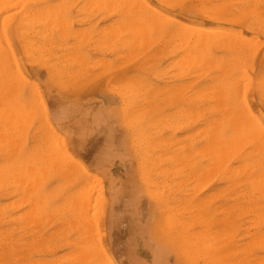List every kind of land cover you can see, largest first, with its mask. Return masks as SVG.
<instances>
[{
    "label": "rangeland",
    "instance_id": "rangeland-1",
    "mask_svg": "<svg viewBox=\"0 0 264 264\" xmlns=\"http://www.w3.org/2000/svg\"><path fill=\"white\" fill-rule=\"evenodd\" d=\"M3 1L0 264H264V0Z\"/></svg>",
    "mask_w": 264,
    "mask_h": 264
},
{
    "label": "bare ground",
    "instance_id": "bare-ground-1",
    "mask_svg": "<svg viewBox=\"0 0 264 264\" xmlns=\"http://www.w3.org/2000/svg\"><path fill=\"white\" fill-rule=\"evenodd\" d=\"M10 1H11V0H10ZM10 1H9V3H10ZM22 1H25V0H22ZM86 1H87V0H86ZM95 1H96V0H95ZM102 1H103V0H102ZM105 1H106V0H105ZM112 1H116V0H112ZM121 1H122V0H121ZM125 1H126V0H125ZM125 1H124V2H125ZM127 1H128V4H130V5H132V4H131L132 2H134V4H135V2H136V0H135V1H133V0H132V1L127 0ZM137 1H138L139 3H141L139 0H137ZM166 1L168 2V0H166ZM221 1H222V0H221ZM3 2H6V1L4 0ZM11 2H13V1H11ZM25 2H26V1H25ZM91 2H92V1H91ZM93 2H94V1H93ZM93 2H92V3H93ZM98 2H99V1H98ZM100 2H101V1H100ZM107 2H110V0L107 1ZM117 2H118V0L116 1V3H117ZM119 2H120V1H119ZM129 2H130V3H129ZM138 2H136V3L139 4ZM143 2H144V0H143ZM1 3H2V2H1ZM6 3H7V2H6ZM9 3H7V4H9ZM50 3H51V2H50ZM113 3H115V2H113ZM122 3H123V2H122ZM125 3H126V5H127V2H125ZM146 3H147V2H146ZM146 3H145V4H146ZM3 4H4V3H3ZM88 4H89V3H88ZM93 4H94V3H93ZM105 4H106V3H105ZM107 4H108V3H107ZM111 4H112V3H111ZM111 4H110V5H111ZM117 4H118V5H116V6H119V8H121V7L124 6L123 4H121V2H120L121 7H120L119 3H117ZM134 4H133L132 7L134 8V6H135V9H136L137 4H135V5H134ZM242 4H243V3H242ZM5 5H6V4H5ZM10 5H11V4H10ZM96 5H97V3H96ZM96 5H95V6H96ZM112 5H114V4H112ZM122 5H123V6H122ZM126 5H125V6H126ZM147 5H148V4H147ZM222 5H223V4H222ZM87 6H88V5H86L85 9L87 8ZM98 6H99V5H98ZM108 6H109V4L107 5V7H108ZM142 6H143V8H144V5H142ZM215 6H216V5H215ZM9 7H10V6H9ZM128 7L131 9V10H129V11H131L130 14H132V12H134L135 10H133V8L130 7L129 5H127V6L125 7L126 10H125L124 8H122V9H124V10H125L124 12H126ZM138 7H140V6H138ZM149 7H151V5H150ZM50 8H51V7H50ZM54 8H55V7H54ZM90 8H91V7H90ZM90 8H89V9H90ZM92 8H93V7H92ZM101 8H103V7H101ZM104 8H105V7H104ZM108 8H109V7H108ZM110 8H111V7H110ZM113 8H114V7H113ZM140 8H141V7H140ZM146 8H147V7H146ZM151 8H152V7H151ZM153 8H154V7H153ZM213 8H214V7H213ZM215 8H216V7H215ZM3 9H4V8H3ZM5 9H6V8H5ZM9 9H10V8H9ZM18 9H19V8H18ZM27 9H28V8H27ZM45 9H46V8H45ZM117 9H118V8H117ZM24 10H25V9H24ZM53 10H54V9H53ZM105 10H106V9H105ZM119 10H120V9H119ZM119 10H118V12H119ZM136 10H137V9H136ZM138 10H139V8H138ZM142 10H143V12H145L144 9H142ZM142 10H141V11H142ZM145 10H146V9H145ZM154 10H155V9H154ZM213 10H214V9H213ZM25 11H26V10H25ZM31 11H32V10H31ZM43 11H45V10H43ZM43 11H42V12H43ZM121 11H122V10H121ZM121 11H120L119 13H121ZM129 11H127V12L129 13ZM4 12H6V11H4ZM110 12H113V11H110ZM1 13H2V12H1ZM107 13H108V12H107ZM134 13L139 14V13H137L136 11H135ZM5 14H6V13H5ZM136 14H135V16H136ZM161 14H162V13H161ZM211 14H212V13H211ZM213 14H214V13H213ZM123 15H124V14H123ZM125 15H126V14H125ZM141 15H143V14H141ZM216 15H217V14H216ZM28 16H29V15H28ZM46 16H47V15H46ZM138 16H139V15H138ZM6 17H7V16H6ZM124 17H125V16H124ZM133 17H134V14H133ZM133 17H132V18H133ZM144 17H145V16H144ZM149 17L151 18V16H149ZM160 17H161V16H159V18H160ZM7 18H8V17H7ZM39 18H40V17H39ZM127 18H128V17H127ZM139 18H140L141 20L143 19V18H141V17H139ZM147 18H148V17H147ZM150 18H148V19L150 20ZM156 18H157V16L155 15L154 19H156ZM35 19H36V18H35ZM43 19H44V17H43ZM152 19H153V16H152L151 20H152ZM157 19H158V18H157ZM164 19H165V18H164ZM166 19H168V18H166ZM26 20H27V19H26ZM130 20H131V19H130ZM134 20H135V18H134ZM134 20H133V22H134ZM137 20H138V19L136 18V22H135V24H133V25H136V23L138 22ZM141 20H140V21H141ZM145 20H146V17H145ZM149 20H148V22H149ZM151 20H150V21H151ZM169 20H170V19H169ZM24 21H25V20H24ZM124 21H125V20H124ZM153 21H154V20H153ZM153 21H151V23H152ZM159 21H160V20H157L156 22L154 21V22L156 23V25L154 26L155 29H156V27L158 26V25H157V22H159ZM162 21H163V18H162ZM227 21H228V20H227ZM131 22H132V21H131ZM143 22H144V21H142V23H143ZM24 23H25V22H24ZM29 23H30V22H29ZM125 23H129V22H125ZM125 23H124V24H125ZM140 23H141V22H140ZM161 23H162V22H161ZM141 25H142V26H145V27L147 26V29H148V31H147V29H146L147 32H150V31H151V29L148 28V27H149V26H148L149 24H148V25L141 24ZM142 26H140V27H141V29L144 30L145 27H142ZM127 27H129V25H128ZM138 27H139V25H138V26L136 25V26H134V27H132V28H134V29L137 28L136 30L139 31L140 28H138ZM154 27H153V28H154ZM192 28H193V27H192ZM0 29H1V28H0ZM122 29H123V28H122ZM141 29H140V30H141ZM149 29H150V31H149ZM158 29H159V27H158ZM181 29H182V28H181ZM185 29H186V28H185ZM188 29H190V28H188ZM196 29H197V28H196ZM200 29H201V28H200ZM66 30H67V29H66ZM109 30H110V29H109ZM124 30H125V29H124ZM126 30H127V29H126ZM201 30H203V29H201ZM201 30H200V31H201ZM204 30H205V29H204ZM134 31H135V30H134ZM152 31H153V30H152ZM157 31H158V30H157ZM178 31H179V30H178ZM205 31H206V30H205ZM215 31H216V30H215ZM219 31H220V30H219ZM117 32H118V31H117ZM129 32H130V30H129V28H128V34H129ZM132 32H133V31H132ZM132 32H131V33H132ZM140 32H141V31H140ZM154 32H155V31H154ZM195 32H196V31H195ZM210 32H211V31H210ZM210 32H209V34H210ZM119 33H120V32H119ZM137 33H138V32L135 31V34H134V33H133V34L136 35ZM192 33H193V32H192ZM203 33H205V32H203ZM203 33H200V35L203 34ZM217 33L219 34V32H217ZM223 33H224V31H223ZM225 33H226V32H225ZM3 34H4V33H3ZM23 34H24V33H23ZM150 34H151V33H150ZM158 34H159V33H158ZM181 34H182V33H181ZM195 34H196V33H194L193 35L195 36ZM197 34H198V33H197ZM228 34H229V33H228ZM235 34H236V33H235ZM138 35H139V34H137L135 38H137ZM140 35H143V36H144V33H143V34H140ZM140 35H139V36H140ZM188 35H189V34H188ZM188 35H187V36H188ZM190 35H191V34H190ZM193 35H192L191 37H193ZM200 35H198V37H199ZM206 35H207V34L205 33V36H202V35H201V37H199L200 39H203L204 41L206 40V42L204 43L205 46H207V45H206L207 41H209L208 43L210 44V42H212V40H213V42H216L217 39H218V40H221V39L217 38L219 35H218V36H215V35L211 34V35H213V36L215 37L216 40L213 38V36H209V35H207V37H206ZM237 35H238V34H237ZM130 36H131V35H128V37H130ZM143 36H142V37H143ZM145 36H146V35H145ZM182 36H184V34H183ZM185 36H186V35H185ZM185 36H184V38H185ZM187 36H186V37H187ZM1 37H2V35H1ZM25 37H26V36H25ZM163 37H164V36H163ZM198 37L196 36L195 40H196ZM203 37H204V38H203ZM231 37H233V36L230 35V38H231ZM238 37H240V35H239ZM110 38H111V36H110ZM133 38H134V36H133ZM138 38L141 39V37H138ZM138 38H137V39H138ZM145 38H146V37H145ZM145 38H144V40H145ZM155 38H156V37H155ZM180 38H181V37H180ZM184 38H183V39H184ZM207 38H208V39H207ZM211 38H212V39H211ZM220 38H221V37H220ZM130 39H132V38H130ZM186 39L188 40V38H186ZM209 39H211V41H210ZM231 39H232V38H231ZM231 39H228V40H231ZM236 39H237V38H236ZM243 39H244V38H243ZM132 40H133V39H132ZM166 40H167V39H166ZM174 40H175V38H174ZM179 40H180V39L178 38V41H179ZM187 40H186V41L183 40V41L187 42ZM195 40L192 39V41H195ZM198 40H199V39H198ZM218 40H217V41H218ZM238 40H239V39H238ZM240 40H242V39L240 38ZM247 40H248V39H247ZM126 41H127V39H126ZM133 41H134V40H133ZM133 41L131 42V44L134 43ZM192 41H191V42H192ZM199 41H200V40H199ZM204 41H200V42H197V43L200 44L201 42H204ZM235 41H237V40H235ZM243 41H244V40H243ZM0 42H1V40H0ZM145 42H147V39H146ZM173 42H174V41H173ZM223 42H224V41H223ZM229 42H230V41H229ZM245 42H246V41H245ZM24 43H25V42H24ZM143 43H144V41H143ZM143 43H141V44H143ZM178 43H179V42H178ZM197 43H196V44H197ZM218 43H219V42H218ZM234 43H235V42H234ZM246 43H247V42H246ZM263 43H264V41H263ZM126 44H128V43H126ZM131 44H130V45H131ZM232 44H233V43H232ZM174 45L176 46L177 44L174 43ZM178 45H179V44H178ZM178 45H177V46H178ZM184 45H185V44H184ZM184 45H183V46H184ZM186 45H187V44H186ZM190 45H192V43H190ZM190 45H189V46H190ZM193 45H194V44H193ZM200 45H202V44H200ZM200 45L197 44L198 47H199ZM237 45H238V44H237ZM237 45L235 46L236 48H237ZM136 46H137V45H136ZM223 46H225V45H223ZM232 46H233V45H232ZM246 46H247V45H246ZM246 46H245V47H246ZM253 46H255V45H253ZM181 47H182V46L180 45V49H182ZM190 47H191V46H190ZM198 47H197V48H198ZM228 47H229V46H228ZM233 47H234V46H233ZM248 47H249V46H248ZM175 48L178 49L179 46H178V47H175ZM187 48H188V46H187ZM199 48H200V47H199ZM202 48H203V47H202ZM223 48H224V47H223ZM127 49H128V48H127ZM180 49H179V50H180ZM240 49H241V48H240ZM242 49H243V48H242ZM3 50H4V49H3ZM184 50H185V52H186V50H187L186 47H185V49H183V51H184ZM201 50H202V49H201ZM228 50H229V48H228ZM1 51H2V50H1ZM176 51H178V50H176ZM183 51H182V52H183ZM190 51H191V50H190ZM197 51H198V50H197ZM247 51H248V50H247ZM198 52H199V51H198ZM198 52H197V53H198ZM1 53H4V51H2ZM188 53L190 54V52H188ZM194 53H195V52H194ZM197 53H196V55H197ZM199 53H200V52H199ZM11 55H12V54H11ZM191 55H192V54H191ZM191 55H190V56H191ZM201 55H202V54H201ZM184 56H185V54L183 55V57H184ZM202 56H203V55H202ZM195 57H196V56H195ZM185 58H187V57H185ZM192 58H193V57H192ZM198 58H199V57H198ZM181 59H182V57H181ZM183 59H184V58H183ZM183 59H182V60H183ZM193 59H194V58H193ZM196 59H197V57H196ZM200 59H201V58H200ZM0 60H1V59H0ZM188 60H189V59H188ZM197 60H198V59H197ZM189 61L191 62V60H189ZM201 61H202V60H201ZM178 62H179V59H178ZM182 62L184 63V61H182ZM192 62H193V60H192ZM192 62H191V64H192ZM203 62H204V60H203ZM207 63H209V62L207 61ZM211 63H212V62H211ZM175 64H176V66H177V63H175ZM187 64H188V63H187ZM191 64H190V65H191ZM193 64H194V62H193ZM197 64H198V63H197ZM209 64H210V63H209ZM179 65L181 66V64H179ZM195 65H196V64H195ZM195 65H194V66H195ZM196 66H197V65H196ZM201 66H202V65H201ZM201 66H200V67H201ZM0 67H1V66H0ZM3 67H4V65H3ZM5 67H6V66H5ZM5 67L3 68L4 70H5ZM183 67H184V66H183ZM185 67H186V66H185ZM185 67H184V68H185ZM202 67H203V66H202ZM208 67H209V66H208ZM1 68H2V67H1ZM6 68H7V67H6ZM175 68H176V67H175ZM181 68H182V66H181ZM190 68H191V67H190ZM194 68H196V67H194ZM211 68H212V67H211ZM211 68H210V69H211ZM182 69H183V68H182ZM182 69H181V71H182ZM183 70H184V69H183ZM193 70H194V69H193ZM221 70H222V69H221ZM15 71H16V70H15ZM178 71H179V70H178ZM184 71H186V70H184ZM187 71H188V70H187ZM189 71H190V70H189ZM196 71H197V70H196ZM176 73H178V72L176 71ZM183 73H184V72H183ZM188 73H189V72H188ZM191 73H192V72H191ZM195 74H196V73H195ZM195 74H194V75H195ZM2 75H3V74H2ZM12 75H13V74H12ZM181 75H182V74H181ZM187 76H188V75H187ZM192 76H193V75H192ZM197 76H198V75H197ZM0 78H1V77H0ZM194 78H195V77H194ZM199 78H201V77H199ZM190 81H191V80H190ZM1 83H2V82H1ZM3 83H4V82H3ZM213 87H214V86H213ZM184 88H186V87H184ZM193 90H194V89H193ZM193 90H192V91H193ZM201 91L203 92V90H201ZM205 92H207V91H205ZM214 92H215V91H214ZM3 93H4V92H3ZM206 94H207V93H206ZM170 95H171V94H170ZM196 96H197V95H196ZM200 96H201V94H200ZM202 97H203V96H202ZM202 97H201V98H202ZM190 98H191V97H190ZM192 98H193V97H192ZM192 98L189 99V100H192ZM241 98H242V97H241ZM199 99H200V98H199ZM213 99H214V98H213ZM169 100H170V99H169ZM242 101H244V100H242ZM185 102H186V101H185ZM243 103H244V102H243ZM213 104H214V103H213ZM214 106H215V105H214ZM186 112H187V111H186ZM2 113H3V112H2ZM183 113H184V112H183ZM5 114H6V113H5ZM5 114H3V115L5 116ZM184 114H185V113H184ZM16 115H17V114H16ZM4 116H3V118H4ZM12 116H13V115H12ZM1 117H2V115H1ZM5 117H6V116H5ZM18 117H19V116H18ZM1 120H2V119H1ZM7 120H8V119H7ZM9 122H10V121H9ZM5 123H6V122H5ZM11 123H12V122H11ZM16 123H17V122H16ZM184 123H185V122H184ZM236 123H237V122H236ZM244 125H245V123H244ZM248 125H249V124H248ZM14 126H15V125H14ZM171 127L173 128V126H171ZM208 127H209V126H208ZM243 127H244V126H243ZM11 129H12V128H11ZM205 129H206V128H205ZM200 130H201V129H200ZM140 131H141V130H140ZM198 132H201V131H198ZM214 132H215V131H214ZM206 133H207V132H206ZM206 133H205V134H206ZM207 135H210V134H207ZM190 136H191V135H190ZM211 136H212V135H211ZM236 136H237V135H236ZM20 137H21V136H20ZM186 137H187V136H186ZM211 138H212V137H211ZM209 139H210V138H209ZM207 141H208V140H207ZM211 141H213V140L211 139ZM208 144H210V143H208ZM213 144H214V143H213ZM210 145H211V144H210ZM217 145H218V143H217ZM204 146H205V144H204ZM204 146H203V147H204ZM219 146H220V145H219ZM222 146H223V143L221 144V147H222ZM184 147H185V146H184ZM209 147H210V146H209ZM211 147H212V146H211ZM214 147H215V146H214ZM216 147H217V146H216ZM221 147H220V149H221ZM223 147L225 148V146H223ZM205 148H206V147H205ZM8 149H9V148H8ZM14 149H15V148H14ZM183 149H184V148H183ZM197 149H198V148H197ZM214 149H215V148H214ZM188 150H189V149H188ZM196 151H197V150H196ZM201 151L206 152V151H204V150H202V149H201ZM35 152H36V151H35ZM219 152H220V151H219ZM225 152H226V150H225ZM36 153H37V152H36ZM59 153H60V152H59ZM198 153H200V152H198ZM213 153H214V152H213ZM213 153H212V154H213ZM222 153H223L222 155H224V152H222ZM229 153H230V152H229ZM37 154H39V153H37ZM60 154H61V153H60ZM200 154H202V153H200ZM215 154H216V152H215ZM215 154L211 155V157L214 156ZM219 154H220V153H219ZM225 154H226V153H225ZM31 155H32V154H31ZM217 155H218V154H217ZM33 156H34V154H33ZM57 156H58V154H57ZM59 156H60V155H59ZM177 156H178V155H177ZM188 156H190V155H188ZM202 156H203V155H202ZM219 156H220V160H218V162H220L221 159H222V158H221V155H219ZM226 156H227V154H226ZM29 157H30V156H29ZM36 157H37V156H36ZM43 157H44V156H43ZM54 157H55V156H54ZM186 157H187V155H186ZM222 157H223V156H222ZM231 157H232V155H231ZM23 158H24V157H23ZM45 158H46V157H45ZM61 158H62V157H61ZM165 158L167 159L168 157H165ZM172 158H173V157H172ZM172 158H170V160H171ZM205 158H206V157H205ZM41 159H42V158H41ZM57 159L59 160V158H57ZM168 159H169V158H168ZM185 159H186V158H185ZM187 159H188V158H187ZM223 159H224V157H223ZM223 159H222V160H223ZM226 159H227V157H226ZM25 160H26V159H25ZM27 160H28V159H27ZM35 160H36V159H35ZM52 160H53V159H52ZM216 160H217V159H216ZM42 161H44V160H42ZM45 161H46V160H45ZM60 161H61V160H60ZM60 161H59V163H60ZM192 161H193V160H192ZM224 161H225V160H224ZM31 162H32V161H31ZM36 162H38V160H36ZM55 162H57V161H54V164H53V165L56 166L57 163H55ZM211 162H212V161H211ZM33 163H34V161H33ZM52 163H53V162H52ZM59 163H58V164H59ZM207 163H208V162H207ZM215 163H217V162H215ZM220 163H221V162H220ZM45 164H46V163H45ZM47 164H48V163H47ZM60 164H61V163H60ZM43 165H44V162H43ZM208 165H209V164H208ZM212 165H213V164H212ZM187 166H188V164H187ZM196 166H197V165H196ZM206 166H207V165H206ZM44 167H45V166H44ZM56 167H57V166H56ZM58 167L60 168V167H62V166L58 165ZM185 167H186V166H185ZM189 167H190V166H189ZM26 168L28 169V167H26ZM26 168H25V169H26ZM211 168H212V167H211ZM2 169H3V168H2ZM10 169H11V168H10ZM36 169H38V168H36ZM36 169H35V170H36ZM39 169H41V167H40ZM39 169H38V170H39ZM42 169H43V168H42ZM8 171H9V170H8ZM19 171H20V170H19ZM19 171H18V172H19ZM28 171H30V169H28ZM162 171H164V170H162ZM207 171H208V168H207ZM236 171H237V170H236ZM14 172H16V171H14ZM18 172H17V173H18ZM23 172H24V171H23ZM23 172H22V173H23ZM30 172H31V171H30ZM37 172H38V171H37ZM37 172H35V173H37ZM165 172H166V171H165ZM3 173H4V172H3ZM17 173H16V175H17ZM28 173H29V172H28ZM28 173H26V176H28V175H27ZM162 173H163V172H162ZM179 173H180V172H179ZM201 173H202V172H201ZM211 173H212V172H211ZM7 174H8V173H7ZM14 174H15V173H14ZM20 174H21V173H20ZM32 174H33V171H32ZM169 174H170V173H169ZM8 175H9V174H8ZM29 175H30V174H29ZM37 175H38V174H37ZM39 175H40V174H39ZM163 175H164V174H163ZM4 176H5V175H4ZM24 176H25V175H24ZM26 176H25V177H26ZM34 176H36V174H34ZM201 176H202V175H201ZM2 177H3V174H2ZM19 177H20V176H19ZM28 177H29V180H28V179H27V180L30 181V176H28ZM37 177H38V176H37ZM202 177H203V176H202ZM4 178H5V177H4ZM15 178H16V177H15ZM33 178H34V177H33ZM33 178H32V179H33ZM190 178H191V177H190ZM200 178H201V177H200ZM200 178H199V179H200ZM23 179H24V178H23ZM23 179H22V181H23ZM2 180H3V179H2ZM27 180H26V181H27ZM8 181H9V180H8ZM36 181H37V180H36ZM34 182H35V181H34ZM28 183H29V182H28ZM199 183H200V182H199ZM29 184L31 185V183H29ZM32 185H34L33 182H32ZM194 185H195V184H194ZM197 185H198V184H197ZM203 185H204V184H203ZM34 186H35V185H34ZM28 187H29V186H28ZM31 187H32V186H30V188H31ZM30 188H29V189H30ZM25 189H26V188H25ZM199 190H200V189H199ZM152 197H153V196H152ZM82 199H84V198H82ZM187 199H188V198H187ZM68 201H69V200H68ZM25 202H26V201H25ZM33 203H34V202H33ZM34 204H35V203H34ZM67 204H68V203H67ZM84 204H85V203H84ZM84 207H85V206H84ZM84 207H82V208H84ZM80 208H81V207H80ZM73 209H74V208H73ZM178 209H180V207H179ZM31 210H32V209H31ZM80 210H81V209H80ZM85 210H87L86 207H85ZM177 211H178V210H177ZM28 212H29V211H27V213H28ZM82 212H84V209H83ZM167 212H168V211H167ZM185 212H187V211H185ZM25 213H26V212H25ZM170 213H171V212H170ZM79 214H80V213H79ZM81 214H82V213H81ZM85 214H86V213L84 212L83 215H85ZM173 214H174V213H173ZM83 215H82V216H83ZM166 215H167V213H166ZM166 215H165V216H166ZM26 216H27V215H26ZM193 216H194V214L192 215V218H191V219H194ZM24 217H25V216H24ZM24 217H23V218H24ZM29 217H30V216H29ZM80 217H81V216H80ZM167 217H171V216H169V213H168ZM196 217H197V216H196ZM191 219H190V220H191ZM26 220H28V216H27V219H26ZM29 220H30V219H29ZM167 222H168V224H169V225L167 224V226H168L169 231H170V227H172V224H173L172 219H171V220L169 219ZM205 222H206V221H205ZM184 223H185V222H184ZM184 223H182V221H181L179 224L182 225V224H184ZM187 223H188V222H187ZM177 224H178V223H177ZM204 224H205V223H204ZM182 226H183V225H182ZM182 226H181V227H182ZM185 226H187V224H186ZM183 227H184V226H183ZM183 227H182V229L179 228V229H180V232L184 230L185 227H184V228H183ZM174 228H175V227H174ZM174 228H173V229H174ZM171 230H172V229H171ZM175 231H176V229H175ZM178 231H179V230H178ZM189 231H190V230H189ZM198 231H199V230H198ZM200 231H201V230H200ZM176 233H177V232H176ZM176 233H175V234H176ZM194 233H195V232H194ZM178 234H179V232H178ZM178 234L176 235L177 237H178ZM192 235H193V234H192ZM195 235H196V233H195ZM3 237H4V234H3ZM174 237H175V236H174ZM0 238H1V236H0ZM6 239H7V238H6ZM2 241H3V239H2ZM4 241H6V240H4ZM179 241H180V239H179ZM68 242H69V241H68ZM183 242H185V241H183ZM186 242H187V241H186ZM189 243H190V242H189ZM8 244H9V243H8ZM1 246H2V245H1ZM3 246H5V245H3ZM1 249H2V248H1ZM4 249H5V248H4ZM4 249H2V250H4ZM0 251H1V250H0ZM4 251H5V250H4ZM183 251H185V248H184ZM5 252H6V251H5ZM0 253H1V252H0ZM2 254H4V253H2ZM9 255H10V254H9ZM72 255H73V254H72ZM7 256H8V254H7ZM66 256H67V255H66ZM85 256H86V255H85ZM106 256H107V254H106ZM192 256H193V255H192ZM194 257H195V256H194ZM107 258H108V256H107ZM196 259H197V258H196ZM108 260H109V258H108ZM190 260H191V259H190ZM0 261H1V260H0ZM5 261H6V260H5ZM7 261H9V259H8ZM76 261H77V258H76ZM211 261H212V260H211ZM2 262H4V261H2ZM78 262H79V261H78ZM83 262H84V261H83ZM109 262H110V260H109ZM192 262H193V261H192ZM110 263H111V262H110ZM4 264H5V263H4ZM8 264H10V262H9ZM79 264H80V263H79ZM111 264H112V263H111Z\"/></svg>",
    "mask_w": 264,
    "mask_h": 264
}]
</instances>
